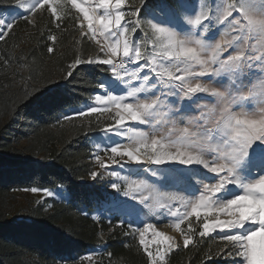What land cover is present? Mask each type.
<instances>
[{
    "label": "snow or ice",
    "instance_id": "obj_1",
    "mask_svg": "<svg viewBox=\"0 0 264 264\" xmlns=\"http://www.w3.org/2000/svg\"><path fill=\"white\" fill-rule=\"evenodd\" d=\"M16 4L29 13L24 19L33 26L31 17L47 11L61 31L67 30L62 28L66 19L73 22L77 44L88 38L97 46L91 55L77 49L67 68L69 77L81 65L107 66L104 70L111 73L98 85L103 93L78 113L106 115L110 121L101 128L111 134L103 149L108 158L97 154L96 163L105 171L115 164L155 165L132 175L150 173L162 184L112 170L107 175L123 182V188L121 183L111 187L150 212L170 217L169 226L180 233L184 248L194 244V235L223 233L219 239L226 254L239 257L235 264H264V0ZM16 22L0 18V39ZM137 31L142 35L134 38ZM49 39L55 43L57 36L50 34ZM168 97L175 99L170 103ZM206 99L214 103L200 104ZM197 107L198 116L193 115ZM103 174L90 172L93 180ZM172 174L185 182L170 183ZM192 176L200 178L193 183ZM156 219L141 220L133 234L149 264H167L180 245L157 228Z\"/></svg>",
    "mask_w": 264,
    "mask_h": 264
},
{
    "label": "trees",
    "instance_id": "obj_2",
    "mask_svg": "<svg viewBox=\"0 0 264 264\" xmlns=\"http://www.w3.org/2000/svg\"><path fill=\"white\" fill-rule=\"evenodd\" d=\"M15 2L0 0V14ZM24 17L0 39V264H149L122 216L102 212L109 192L90 178L92 135L110 121L73 110L111 73L107 66L81 65L67 76L75 51L95 54V43L84 38L77 44L73 22L66 19L67 30L61 31L47 11L36 13L35 26ZM50 34L57 36L55 43ZM12 65L21 84L10 78ZM27 188L55 194L39 200L27 217L8 218V196ZM193 239L172 251L167 264H224L225 251L215 249L213 236ZM91 253L96 258L85 259Z\"/></svg>",
    "mask_w": 264,
    "mask_h": 264
},
{
    "label": "rangeland",
    "instance_id": "obj_3",
    "mask_svg": "<svg viewBox=\"0 0 264 264\" xmlns=\"http://www.w3.org/2000/svg\"><path fill=\"white\" fill-rule=\"evenodd\" d=\"M130 2L135 4V3H138V0H130ZM186 2L190 4L192 2V0H186ZM177 12L178 13L180 12L179 7H177ZM39 13H41V12H39ZM141 14L143 16V12ZM23 16H29V13L24 8L18 7L16 2L13 3L12 5L7 6L5 8V10L0 14V18H5V19L15 18L17 21L19 19L23 18ZM182 16H183V14L181 13V18H182ZM31 18L35 20V16L31 17ZM178 22H180V21L179 20H173V23H178ZM7 35H8V33L5 34V37ZM141 35H142V33L140 31H137L134 38L140 37ZM226 55H227V53H226ZM16 69L17 68L15 65L11 66L10 78L15 80L16 83L21 84V82L23 81V78H22V76L21 77L16 76V74H15ZM21 73L23 75V71ZM213 86H215V85H213ZM121 87H123V85ZM102 93H103V89H100L96 94H102ZM92 98H89V99L83 101L82 103H80L79 105L75 106L73 108V110L77 113H79L80 111H86L88 105L92 101ZM174 99H175V97H168V100L170 103ZM183 103H187V101H183ZM212 103H214V101H212L211 99H206V100L200 101V104H209L210 106ZM172 106H173V108L177 107L176 104H173ZM200 111H201V109L199 107L195 108L193 115L198 116ZM105 117H107V116L105 115ZM110 135L111 134H105L103 131L99 130V131H96L92 135V138H91L93 146L95 148L93 159H92L93 163H94V170L104 173L101 176H97V178L99 179L101 186L106 191L109 192L108 200H106L103 203L102 212L109 210L115 214L121 215L122 216L121 223L125 222L126 223L125 227H127V229H129V231L132 234H133V229L140 226L141 220L147 221L152 216H155L157 219L153 220V222H156L157 228L160 231L167 233L168 235L174 236L176 238L177 242L179 243L180 247L183 246V238L180 235V233H177L173 227L169 226V220L171 219L170 217H160L159 212H156V213L150 212L149 209L145 208L143 205H141L138 200H133L130 196H124L122 191H117L111 187L112 183H121V186L123 188V182L118 181V180H116V178H113V177H110L107 175V171H112V170L119 171L122 176H129L130 179H140V178L149 179L150 182L155 183L157 187H161L162 184L157 183V178L151 177L150 173H148V174L141 173L140 175H132V171H134L136 169L149 168V167L156 168L157 166H155V165L148 166V165H136V164L124 163L123 167H121L120 164H115V165H111L107 169V171H105L104 169H100L96 163L95 157L97 154H99L100 156L104 157L105 160H107L108 153L106 151H104L103 149L111 143V140H109ZM19 136H20V134H18V133L15 134V137H18L17 141H19L21 145H25L26 140L19 138ZM112 139H117V140H120L121 142L126 143V140H123L122 138L112 137ZM181 167H183V166H181ZM191 167L198 168L199 166L193 165ZM199 178L200 177H198V176H192L191 180L194 183ZM168 180L170 183L183 184L185 182L184 177L177 176L176 174H172L171 176H169ZM30 189L31 188L16 189L10 193V195L8 196V198L6 200L5 206H4V212L8 218L27 217L29 215L30 209L39 200H41L43 197L48 196L45 194V190L52 192L53 195L55 194V191L53 189H40L39 192H35V193L30 191ZM166 190H168V189H166ZM171 190H177V189H171ZM182 227H186V226H182ZM193 227L196 228V231L200 230L199 227L195 223L193 224ZM222 235H223V233H212V235H210V236H213L215 239L213 246L215 247L216 250L221 248V250L225 251V253L223 254L224 264H235V261L238 260L239 257L228 256L226 254L228 249H226L224 247V242L219 239V237ZM101 236H102V238H105L104 233H102ZM90 256L93 259L96 258V255H94L93 253H91ZM168 257H167V263H168ZM218 259H220V258H218Z\"/></svg>",
    "mask_w": 264,
    "mask_h": 264
},
{
    "label": "built area",
    "instance_id": "obj_4",
    "mask_svg": "<svg viewBox=\"0 0 264 264\" xmlns=\"http://www.w3.org/2000/svg\"><path fill=\"white\" fill-rule=\"evenodd\" d=\"M130 67H132L131 65H130ZM94 254V253H93Z\"/></svg>",
    "mask_w": 264,
    "mask_h": 264
}]
</instances>
